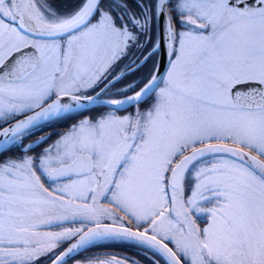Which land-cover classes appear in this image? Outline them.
<instances>
[{"label": "snow or ice", "instance_id": "6c2138e0", "mask_svg": "<svg viewBox=\"0 0 264 264\" xmlns=\"http://www.w3.org/2000/svg\"><path fill=\"white\" fill-rule=\"evenodd\" d=\"M0 264H264V0H0Z\"/></svg>", "mask_w": 264, "mask_h": 264}, {"label": "trees", "instance_id": "16d2710c", "mask_svg": "<svg viewBox=\"0 0 264 264\" xmlns=\"http://www.w3.org/2000/svg\"><path fill=\"white\" fill-rule=\"evenodd\" d=\"M114 251H122L121 249H114ZM128 255H131L132 253L131 252H129V253H127Z\"/></svg>", "mask_w": 264, "mask_h": 264}]
</instances>
